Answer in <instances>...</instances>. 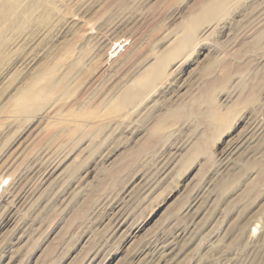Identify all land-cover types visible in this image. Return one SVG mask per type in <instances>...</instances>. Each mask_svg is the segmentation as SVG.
<instances>
[{
  "label": "rangeland",
  "instance_id": "rangeland-1",
  "mask_svg": "<svg viewBox=\"0 0 264 264\" xmlns=\"http://www.w3.org/2000/svg\"><path fill=\"white\" fill-rule=\"evenodd\" d=\"M5 1L0 264H264V0Z\"/></svg>",
  "mask_w": 264,
  "mask_h": 264
},
{
  "label": "bare ground",
  "instance_id": "bare-ground-1",
  "mask_svg": "<svg viewBox=\"0 0 264 264\" xmlns=\"http://www.w3.org/2000/svg\"><path fill=\"white\" fill-rule=\"evenodd\" d=\"M6 1H8V0H6ZM6 1H5V3H6ZM40 1V0H39ZM17 2V1H16ZM41 2V1H40ZM36 3V2H35ZM14 3H12L11 5H9L8 7H6V9L0 14V19H3V18H5V17H7L9 14H12V12L14 11V5H13ZM39 5V4H38ZM5 6V5H4ZM212 9V7L210 6V5H208L207 7H206V10L207 9ZM16 11V10H15ZM208 11V10H207ZM13 14H14V12H13ZM11 16V15H10ZM9 17V16H8ZM21 19V18H20ZM6 20V19H5ZM20 21V20H19ZM23 22V21H22ZM18 24V23H17ZM20 25L19 26H22V24H24V23H19ZM213 24V23H212ZM16 25V24H15ZM14 27V26H13ZM16 27H18V25L16 26ZM16 27H14V28H16ZM209 31V30H208ZM4 38V37H3ZM193 38V37H192ZM7 39V38H6ZM183 39V38H182ZM181 39V40H182ZM4 40V39H3ZM8 40V39H7ZM191 40V39H190ZM183 41V40H182ZM196 41V40H195ZM4 42H6L5 40H4ZM99 42V41H98ZM168 42H170V41H168ZM181 42V41H180ZM170 43H172V41L170 42ZM2 44H4V43H2ZM190 44V43H189ZM5 45V44H4ZM3 45V46H4ZM8 46V45H7ZM1 49L3 48V47H0ZM175 48V47H174ZM178 48V47H177ZM7 49V48H6ZM177 50L180 52V51H182V50H180L179 48L178 49H174L173 51H176L177 52ZM2 52V51H1ZM0 52V53H1ZM171 53V52H170ZM181 53V52H180ZM179 53V54H180ZM3 54V53H2ZM68 54H70V53H68ZM173 55V54H172ZM64 57V56H63ZM66 58V57H65ZM64 58V59H65ZM68 59V58H67ZM167 62V61H166ZM58 62H56V64H57ZM56 64H54L55 66H56ZM53 65V66H54ZM169 65V64H168ZM62 66V65H61ZM153 66V65H152ZM71 67V66H70ZM160 65L158 64V66H156L154 69H152L151 71H149V72H147L148 73V75H147V73H145L146 74V78L148 77L149 78V82H152L155 78H157V77H159L160 76ZM47 68V67H46ZM51 68H53L52 66H51ZM148 68V67H147ZM49 69H50V67H49ZM48 69V70H49ZM56 69H57V66H56ZM59 69H61V68H59ZM59 69H57V70H59ZM151 69V68H150ZM46 70V69H45ZM57 70H55V72L54 71H52L53 72V74L54 73H56L57 72ZM39 71V70H38ZM38 71H36V72H34V73H38ZM42 71H43V69H42ZM47 72V71H46ZM49 72V71H48ZM164 73V72H163ZM41 75H42V73H41ZM167 75V74H166ZM169 75V74H168ZM63 76V75H62ZM138 77V76H137ZM167 77V76H166ZM39 78V77H38ZM158 79V78H157ZM160 79V78H159ZM162 80H164V79H162ZM161 80V81H162ZM37 81V80H36ZM39 81H40V79H39ZM145 81H147V79L145 80ZM158 81V80H157ZM62 82H64V80H62ZM61 81L59 82V83H62ZM28 83V82H27ZM40 83V82H39ZM52 84V83H51ZM152 84V83H151ZM158 84V83H157ZM58 85V84H57ZM49 86V83H48V86L49 87H46V86H41V85H39L38 84V82L37 83H31V84H29V85H27L23 90H22V92L20 93V96L22 97V100H24V102L26 103L25 104V107L27 108L29 105L31 106H33V105H35V104H37L38 102H41L42 100H44L45 99V101H46V99L49 97V99L50 98H52V97H50L51 96V94L52 93H54V92H60L61 94H67L66 92L68 91L67 90V88L65 87V86ZM22 89V88H21ZM154 89V88H153ZM120 90V89H119ZM69 92V91H68ZM135 93V92H134ZM55 95V94H54ZM56 96V95H55ZM82 96V95H81ZM139 96V95H138ZM20 97V98H21ZM59 97V96H58ZM19 98V99H20ZM60 100V99H59ZM58 100V101H59ZM65 102V101H64ZM73 102V101H72ZM135 102V101H134ZM137 102V101H136ZM126 103V102H125ZM15 104V103H14ZM24 104V103H23ZM47 105H48V103H46ZM53 104H57V103H53ZM50 106L52 105L51 103L49 104ZM48 105V106H49ZM59 105V104H58ZM68 105H70V103L68 104ZM122 105V104H121ZM133 105V104H132ZM72 106V105H71ZM118 106V105H117ZM21 107V106H20ZM64 107V106H63ZM48 109H49V107H47ZM46 108V109H47ZM53 108V107H52ZM92 108V107H91ZM18 109H19V107H18ZM45 109V110H46ZM69 109V108H68ZM51 110V109H50ZM104 110V109H103ZM15 111H16V109H15ZM29 111V110H28ZM99 110H97V112H98ZM107 111V110H106ZM105 111V112H106ZM116 111V110H115ZM50 112V111H49ZM48 112V113H49ZM76 112V111H75ZM94 112H96V111H94ZM109 112V111H108ZM47 113V112H46ZM51 113V112H50ZM78 113V112H77ZM82 113V112H81ZM86 113V112H85ZM104 113V112H103ZM112 113V112H111ZM71 114V113H70ZM79 114V113H78ZM99 114V113H98ZM107 113H105V115H106ZM116 114V113H115ZM52 115V114H51ZM68 115V114H67ZM72 115V114H71ZM80 115V114H79ZM79 115H77L76 116V118L79 116ZM90 115V114H89ZM104 115V114H103ZM109 115V114H108ZM44 116V115H43ZM47 116V115H46ZM57 116V115H56ZM61 116V115H60ZM63 116V115H62ZM61 116V117H62ZM102 116V115H101ZM117 116V115H116ZM121 116V115H120ZM71 117V116H70ZM82 117V116H81ZM80 117V118H81ZM85 116H83L82 117V119L84 118ZM86 117H87V115H86ZM92 117V116H91ZM95 117V116H94ZM65 118V117H64ZM74 119H75V117H73ZM97 118V117H96ZM107 118V117H106ZM71 119H72V117H71ZM71 119H70V121H71ZM92 119H95V118H92ZM51 120V119H50ZM54 120H55V118H54ZM73 120V119H72ZM77 120V119H76ZM95 120H97V119H95ZM100 120V119H99ZM101 120H102V117H101ZM105 120V119H104ZM113 120V119H112ZM43 121V120H42ZM47 121V120H46ZM49 121V120H48ZM64 121V120H63ZM51 122V121H50ZM50 122H48V123H50ZM62 122V121H61ZM67 122V121H66ZM48 123H47V125H48ZM52 123V122H51ZM50 123V124H51ZM56 123V122H55ZM57 123H59V122H57ZM75 123V122H74ZM99 123V122H98ZM49 124V125H50ZM72 124V123H71ZM60 128H61V126H59ZM84 127V126H83ZM52 128V127H51ZM55 128V127H54ZM70 128V127H69ZM73 128V127H72ZM62 130H63V128H61ZM65 129V128H64ZM61 131V130H60ZM49 133V132H48ZM61 133V132H60ZM55 141V140H54ZM54 144V143H53Z\"/></svg>",
  "mask_w": 264,
  "mask_h": 264
}]
</instances>
